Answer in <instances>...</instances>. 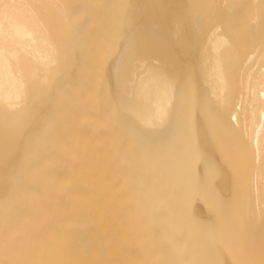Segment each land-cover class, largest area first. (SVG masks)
<instances>
[{
  "label": "bare ground",
  "instance_id": "1",
  "mask_svg": "<svg viewBox=\"0 0 264 264\" xmlns=\"http://www.w3.org/2000/svg\"><path fill=\"white\" fill-rule=\"evenodd\" d=\"M0 264H264V0H0Z\"/></svg>",
  "mask_w": 264,
  "mask_h": 264
}]
</instances>
